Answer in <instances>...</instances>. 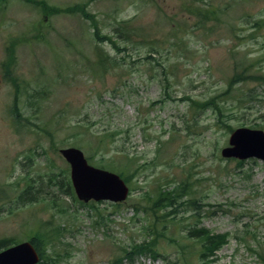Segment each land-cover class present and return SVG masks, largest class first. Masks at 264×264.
Here are the masks:
<instances>
[{"label": "rangeland", "instance_id": "obj_1", "mask_svg": "<svg viewBox=\"0 0 264 264\" xmlns=\"http://www.w3.org/2000/svg\"><path fill=\"white\" fill-rule=\"evenodd\" d=\"M36 1L0 11V58L5 30L24 35L14 126L0 102V240L58 229L42 264H264V162L221 155L233 130L264 131V0ZM65 147L130 178V197L68 194ZM161 189L176 220L154 206ZM196 222L228 243L202 255ZM152 229L162 257L127 258Z\"/></svg>", "mask_w": 264, "mask_h": 264}, {"label": "water", "instance_id": "obj_2", "mask_svg": "<svg viewBox=\"0 0 264 264\" xmlns=\"http://www.w3.org/2000/svg\"><path fill=\"white\" fill-rule=\"evenodd\" d=\"M229 144L222 150L225 158H258L264 161L262 130L239 128L232 133ZM61 154L71 165V180L81 201L118 203L127 199L129 188L120 176L91 166L78 148L62 149ZM38 260V255L30 243H23L0 253V264H36Z\"/></svg>", "mask_w": 264, "mask_h": 264}, {"label": "trees", "instance_id": "obj_3", "mask_svg": "<svg viewBox=\"0 0 264 264\" xmlns=\"http://www.w3.org/2000/svg\"><path fill=\"white\" fill-rule=\"evenodd\" d=\"M76 9H78L79 11H83V9L80 5L76 6ZM52 11H55V13H56V12H60L61 9H58L56 7H50L47 5V12L52 13ZM69 11H72V9H70ZM86 15H88V14H86ZM97 30H98V28H97ZM96 35L98 37V33ZM101 40H102V38H101ZM240 163H242V162L240 161ZM125 180L127 183L131 182L130 178L125 179ZM61 188L62 189L65 188L66 192L68 194H70V193L73 194V187H72L70 180L68 181L67 186L61 185ZM30 201H35V200H32V198H31ZM101 203H103V202H101ZM154 206L158 209L164 210L166 213H170L169 209L174 208L176 215L173 218H174V220H176V216L179 212L178 209L180 206H179L178 200L175 198V193L167 192L165 189H161L159 198H157L155 200ZM199 225H201V223L196 222L195 227L193 229H191V231L189 232V235L192 238L200 240V244L202 247V255L209 254V255L213 256L225 244L228 243L229 240H228L227 234H213V232H211L205 228L199 227ZM151 234H152V239L149 242H148V240H146L147 242L143 241L141 244L132 245L130 250L126 249L125 251H126L127 258H129L131 260L134 258V256H141V255H150L153 258L162 257L163 254L158 252L156 249V238L154 236V234L161 236L162 230L152 229ZM37 237L38 238H36V240L39 241L40 239H43L44 236L37 235ZM58 237H59L58 229L55 230L54 235H49V233H47V240L44 239L45 244H44L43 249H45V248L47 249L49 241H51V240L53 242H54V240L58 241ZM36 240L33 239V241H36ZM172 241H175V240H172ZM40 250L41 249H39V251ZM41 252H42L41 257L43 258V256L46 255V252H45V250L44 251L41 250ZM49 259H51V258H49Z\"/></svg>", "mask_w": 264, "mask_h": 264}, {"label": "flooded vegetation", "instance_id": "obj_4", "mask_svg": "<svg viewBox=\"0 0 264 264\" xmlns=\"http://www.w3.org/2000/svg\"><path fill=\"white\" fill-rule=\"evenodd\" d=\"M6 2L7 0H0L1 12L5 10ZM4 19L7 20V17ZM5 33L6 35H9L10 41L7 47L4 49V55L6 57L3 56L2 58H0V102L3 100H7L6 105L3 107L4 117L1 119V121L2 123H7L10 125V127H12L14 126L15 119H13V107H10L9 104L14 102L17 103L19 93L20 91H22V87L20 86L18 76L14 74V65H10V63H14L16 60L14 54L15 48L17 47L16 40L21 39V37L24 35H14L13 33L8 32L6 30ZM22 34H24V32ZM13 84L15 86L16 92L13 90ZM41 157H46V149H43L41 152L38 151V154L35 152L34 157L30 156L26 159H29L32 162L33 158L40 159Z\"/></svg>", "mask_w": 264, "mask_h": 264}]
</instances>
